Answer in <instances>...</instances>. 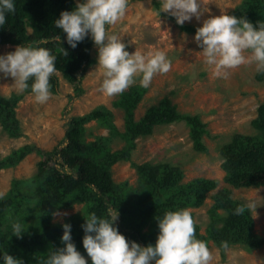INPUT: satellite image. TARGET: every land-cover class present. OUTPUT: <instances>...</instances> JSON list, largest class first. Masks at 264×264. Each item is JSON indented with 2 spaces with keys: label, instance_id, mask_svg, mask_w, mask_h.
<instances>
[{
  "label": "rangeland",
  "instance_id": "obj_1",
  "mask_svg": "<svg viewBox=\"0 0 264 264\" xmlns=\"http://www.w3.org/2000/svg\"><path fill=\"white\" fill-rule=\"evenodd\" d=\"M153 1L129 0L123 20L109 29L128 43L130 52L161 50L172 62L167 73L155 75L150 86L143 88L132 110L133 121L138 122L149 107L167 97L181 114L197 115L205 123V132L197 140L182 119L156 123L150 132L135 134L128 141L124 136L129 129L126 105L121 102L129 89L116 96L100 91L103 76L97 66L98 49L94 43L90 49L92 62L76 72V82L67 81L60 72L54 73L57 85L44 104L35 102L30 90L18 93L13 79L0 74V96L10 101L6 106L0 102V194H3L0 238L11 237V224L23 213L28 216L25 219L28 226L36 222L54 226L83 213L84 203L73 202L67 195L47 203L40 199L39 207L30 193L32 197L26 204L18 211L13 209L18 204L15 199L21 193L27 195V189H32L43 171H50L52 166L59 168L55 156L43 163L49 158L40 151L46 154L57 151L65 145V133L73 119L104 109L106 119L92 117L83 122L82 139L89 152L97 150L106 160L115 157L108 170L116 185L129 187L135 195L143 196L150 190L156 191L153 186L145 187L161 174H178L181 184L195 178L216 179L218 184L206 191L200 203L182 207L194 218L197 238L208 243L213 257L210 264H264V185L233 187L224 182L222 167V148L227 144L240 148L264 147V127L253 124L257 108L264 102V73H258L255 64L248 63L228 70L226 78L215 76L212 68L204 63L202 49L193 39L195 33L182 29L167 13L158 16ZM246 2L202 0L204 12L200 19L193 17L184 25L198 28L210 16L232 14ZM16 46L0 44V54L14 51ZM137 86L138 82L131 87ZM246 139L248 142H242ZM24 147L29 151L21 159L14 163L5 161ZM127 147L129 153L124 156L122 152ZM225 190L236 206L255 202L256 209L249 211L253 227L248 232L260 243L252 246L243 240H234L236 233L226 221L230 218L229 208L215 199ZM57 210L67 215L54 217L52 213ZM221 234L226 235L224 239ZM221 241H228L229 247H221ZM83 255L90 259L87 254ZM15 257L22 258L24 263L29 261L26 254Z\"/></svg>",
  "mask_w": 264,
  "mask_h": 264
},
{
  "label": "trees",
  "instance_id": "obj_2",
  "mask_svg": "<svg viewBox=\"0 0 264 264\" xmlns=\"http://www.w3.org/2000/svg\"><path fill=\"white\" fill-rule=\"evenodd\" d=\"M16 10L8 14L6 23L0 27V44L12 45H33L46 47L56 55V72H60L62 77L70 82H76V72L80 68L91 64L90 49L93 44L90 37L78 43L72 49L64 40V33L54 25V20L59 18L61 11L71 10L76 6L74 0H15ZM154 8H159L158 0L153 1ZM232 14L237 17L244 16L254 25L257 21L264 22V0H254L246 2L244 7ZM188 32L195 33L197 28L190 25L181 26ZM58 37H61V42ZM67 50V55L64 54ZM31 83V81L29 82ZM51 89L57 85L55 74L50 78ZM30 90V89H29ZM143 87H130L123 96L121 104L125 103L129 129L125 133L128 141H131L135 134H144L151 131L152 125L156 123H170L184 119L188 124L191 134L197 140L205 132V123L201 122L197 115L181 114L176 106L167 97H163L157 105L149 107L144 116L138 121H133V108L135 101L142 94ZM0 102L5 106L9 100L0 96ZM124 105V106H125ZM107 113L104 109H96L81 118L73 119L72 125L65 133L66 143L60 149L52 153H43L48 156L45 162H49L55 156L58 160L59 168H50V171H43L36 179L32 189H27V195L21 193L20 198L15 199L14 211H18L23 203L30 200V193L35 196L36 204L61 199L64 196L72 197V201L83 202V213L67 218L64 223L72 225V238L76 247L82 254L86 251L82 245L84 231L81 225L85 222V217L90 212H95L98 216L107 214L109 207H117L119 218L115 222L118 230L126 239L134 240L141 246L149 243L154 244L158 234L157 218L162 217L166 211L177 210L188 205L200 203L207 190L216 187V179L195 178L185 184L179 183L180 175L161 174L154 177L152 183H147V189H152L143 196L135 195L129 187L124 188L116 185L108 170L109 164L114 162L115 157L106 160L99 155L97 150L89 152L82 139V124L92 117L106 119ZM258 127H264V102L257 108V117L253 121ZM248 142V139L242 141ZM246 144V143H245ZM243 144V145H245ZM16 151L5 161L14 163L21 159L28 147ZM95 148V147H94ZM129 147L122 152L128 156ZM224 182L233 187L261 186L264 185V147L252 145L251 147H233L227 144L222 148ZM2 165V163L0 164ZM45 165V164H43ZM41 193V195H40ZM229 191H223L215 196V199L229 208V226L236 233L234 240H243L249 245H256L260 241L255 240L249 230L253 227V221L249 211L243 215L234 214L236 205L228 199ZM30 195V196H29ZM129 200L132 204H129ZM2 203H0V208ZM40 207V205H39ZM28 216L21 214L16 219L24 221ZM0 218H2L0 216ZM221 219V216L219 215ZM63 224V223H62ZM62 224L42 226L40 222L34 225H25L27 231L22 238L11 236L2 240L0 238V251L8 254L29 258L24 264H44L51 250L63 247L60 237L63 234ZM143 228L146 230L143 231ZM1 232V231H0ZM214 235V234H213ZM222 239L226 235L221 234ZM19 254V255H18ZM2 260V256H0ZM90 264V259H89Z\"/></svg>",
  "mask_w": 264,
  "mask_h": 264
},
{
  "label": "clouds",
  "instance_id": "obj_3",
  "mask_svg": "<svg viewBox=\"0 0 264 264\" xmlns=\"http://www.w3.org/2000/svg\"><path fill=\"white\" fill-rule=\"evenodd\" d=\"M158 2L157 15L167 13L180 26L193 17L199 20L204 12L202 0ZM128 8L129 0H77L73 9L61 11L54 20L72 49L88 37L97 46V66L103 76L100 91L107 96L120 95L137 82L147 88L155 75L167 73L171 68V59L165 51L130 52L128 43L109 31L123 20ZM15 10V0H0V27ZM58 39L61 42V37ZM193 39L202 49L204 63L217 77L226 78L228 70L248 63H254L258 73H264V22L257 21L254 25L244 16L227 13L210 16L197 28ZM63 50L67 55V50ZM56 59L46 47L21 44L14 51L0 54V74L13 79L18 93L30 89L35 102L44 104L52 95L50 78L57 71ZM256 207L254 201H249L237 205L233 211L243 215ZM52 215L67 213L57 210ZM84 217L82 245L90 264H210L213 259L207 241L197 238L195 221L188 209L169 210L157 218L159 231L155 243L145 246L120 233L115 223L119 218L117 207H109L104 216L90 212ZM25 225L24 221H14L11 236L22 238L27 231ZM62 228L63 247L50 249L44 264H89L73 242L72 225L63 223ZM221 247L227 249L228 241H221ZM0 256V264H24L22 258L6 251H0Z\"/></svg>",
  "mask_w": 264,
  "mask_h": 264
}]
</instances>
